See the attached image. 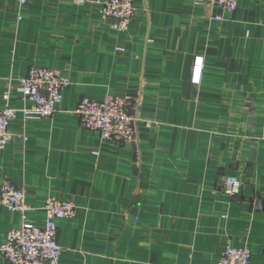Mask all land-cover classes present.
<instances>
[{"label": "crops", "instance_id": "1", "mask_svg": "<svg viewBox=\"0 0 264 264\" xmlns=\"http://www.w3.org/2000/svg\"><path fill=\"white\" fill-rule=\"evenodd\" d=\"M102 1L0 0V110L18 111L0 193L5 180L25 191L27 222L40 227L50 198L76 206L58 224L61 264H214L227 246L264 264V0H239L219 22L196 0H135L125 32ZM33 66L70 80L51 118L21 112ZM109 95L131 100L133 144L81 124L79 102ZM231 175L239 196L224 194ZM22 223L0 203V248ZM0 264L12 263L0 252Z\"/></svg>", "mask_w": 264, "mask_h": 264}, {"label": "built area", "instance_id": "2", "mask_svg": "<svg viewBox=\"0 0 264 264\" xmlns=\"http://www.w3.org/2000/svg\"><path fill=\"white\" fill-rule=\"evenodd\" d=\"M26 6L32 0H17ZM135 0H103L102 16L115 20L114 28L125 32L135 19ZM196 5L207 4L220 12L216 21H223V14L234 13L239 0H196ZM124 49H117L124 53ZM204 71V57H197L193 67L194 84H200ZM21 92L32 103L31 107L21 112L27 119H47L54 116L64 100V89L70 80L58 69L31 67L20 79ZM131 100L128 97L109 95L103 100L82 99L76 113L82 126L100 135L104 141L121 144H133L136 140L137 117L130 111ZM18 111L5 107L0 110V152L5 151L11 143L10 127ZM224 194L229 197L239 196L242 181L237 176H226L222 181ZM0 203L8 209L18 212L23 220L21 227L10 230L0 248V252L12 264H61L63 248L58 243L59 222L72 219L76 206L68 200L50 198L44 208L46 223L40 227L27 222L25 191L17 188L8 180L1 187ZM253 252L247 247L227 246L214 264H251Z\"/></svg>", "mask_w": 264, "mask_h": 264}]
</instances>
